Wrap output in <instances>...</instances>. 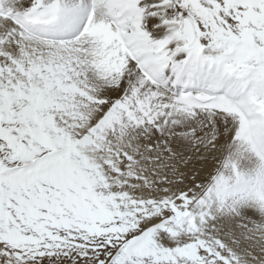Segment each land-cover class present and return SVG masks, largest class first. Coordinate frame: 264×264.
Returning <instances> with one entry per match:
<instances>
[{
	"label": "snow or ice",
	"instance_id": "obj_1",
	"mask_svg": "<svg viewBox=\"0 0 264 264\" xmlns=\"http://www.w3.org/2000/svg\"><path fill=\"white\" fill-rule=\"evenodd\" d=\"M0 264H264V0H0Z\"/></svg>",
	"mask_w": 264,
	"mask_h": 264
}]
</instances>
